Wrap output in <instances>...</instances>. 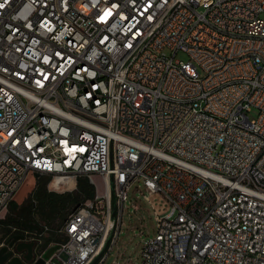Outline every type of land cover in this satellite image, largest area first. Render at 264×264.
<instances>
[{
	"label": "built area",
	"instance_id": "obj_1",
	"mask_svg": "<svg viewBox=\"0 0 264 264\" xmlns=\"http://www.w3.org/2000/svg\"><path fill=\"white\" fill-rule=\"evenodd\" d=\"M84 92L106 98L102 115ZM37 174L97 189L46 264H105L137 182L157 222L142 264H264V0H0V218ZM43 234L25 236L31 261L13 256L44 258Z\"/></svg>",
	"mask_w": 264,
	"mask_h": 264
},
{
	"label": "trees",
	"instance_id": "obj_2",
	"mask_svg": "<svg viewBox=\"0 0 264 264\" xmlns=\"http://www.w3.org/2000/svg\"><path fill=\"white\" fill-rule=\"evenodd\" d=\"M50 180V176L40 175L23 203L19 204L15 200L9 203L6 217L0 220V243H9L19 234L27 236L33 233H44V246L61 242L65 237L61 239L52 232L62 230L76 207L93 200L97 195L96 186L88 176H79L77 188L66 192L50 190ZM46 227L48 230H45ZM46 232L52 236L45 237Z\"/></svg>",
	"mask_w": 264,
	"mask_h": 264
},
{
	"label": "rangeland",
	"instance_id": "obj_3",
	"mask_svg": "<svg viewBox=\"0 0 264 264\" xmlns=\"http://www.w3.org/2000/svg\"><path fill=\"white\" fill-rule=\"evenodd\" d=\"M164 51L169 57H172L173 52L171 50L165 49ZM188 59L189 56L183 51L178 52L175 56V60ZM257 115L258 110L255 108L249 113L251 118H256ZM36 180V176L33 177L32 175H29L25 182V186L21 189L23 197H20L17 194L16 196L18 197L13 200L17 201L19 204L23 203L35 187ZM94 180L98 186L99 192L102 193V176L96 174L94 175ZM139 184L141 183H135L129 192V200L123 207V224L117 229L114 247L105 264H142L141 250L144 242L156 233L157 222L154 207L152 203L144 197L143 193L145 192V189L143 185H140V188H138ZM155 199H158V197H155ZM134 205L138 208L136 209ZM7 213L8 208L2 212L0 220L4 219ZM52 233H55L56 236L61 239H64L65 237L61 230H56ZM49 236H52V234L46 232L45 237ZM50 244L53 245L55 243L52 242Z\"/></svg>",
	"mask_w": 264,
	"mask_h": 264
},
{
	"label": "water",
	"instance_id": "obj_4",
	"mask_svg": "<svg viewBox=\"0 0 264 264\" xmlns=\"http://www.w3.org/2000/svg\"><path fill=\"white\" fill-rule=\"evenodd\" d=\"M36 177H40V174H37ZM111 196H112V208H116V197H115V186L113 178H111ZM79 206L76 207V209ZM115 216V212H113V217ZM25 236L22 234L14 236V238L8 243V245L3 246L0 249V264H26L24 263L19 257L13 256V251L9 249V247L15 246V249L18 252H22L23 250H27V254L25 255V258L27 261H31L33 259V252H34V246L35 242L25 241ZM108 245V242L106 244V247ZM61 249L59 244H53L51 245L48 250L45 253L44 258H40L35 264H46V259H50L55 253L59 252ZM60 256L63 259H66V254L64 252L60 253ZM100 255L96 257L94 262L92 264H96V262L100 259Z\"/></svg>",
	"mask_w": 264,
	"mask_h": 264
},
{
	"label": "bare ground",
	"instance_id": "obj_5",
	"mask_svg": "<svg viewBox=\"0 0 264 264\" xmlns=\"http://www.w3.org/2000/svg\"><path fill=\"white\" fill-rule=\"evenodd\" d=\"M81 51L80 41L67 40L62 42V52L65 55H74V52ZM90 75H97V67H90ZM72 79L74 82H87L89 80V70L86 67H75L72 70ZM83 102L88 105L89 115H102L104 113V106L106 105V98L100 97V94H93L92 92H84ZM73 148H83V141H73ZM157 206L162 207L160 200L155 199Z\"/></svg>",
	"mask_w": 264,
	"mask_h": 264
},
{
	"label": "crops",
	"instance_id": "obj_6",
	"mask_svg": "<svg viewBox=\"0 0 264 264\" xmlns=\"http://www.w3.org/2000/svg\"><path fill=\"white\" fill-rule=\"evenodd\" d=\"M24 186H25V185H23V186L20 188V190L17 192L18 196H20V197H23V193H21V189H22ZM17 194H16V195H17ZM16 195H15V198L18 197V196H16ZM20 197H19V198H20Z\"/></svg>",
	"mask_w": 264,
	"mask_h": 264
}]
</instances>
